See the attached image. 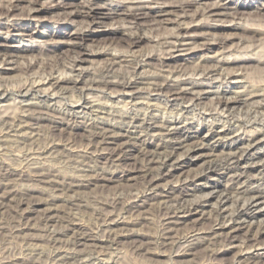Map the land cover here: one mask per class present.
<instances>
[{"label":"bare ground","instance_id":"1","mask_svg":"<svg viewBox=\"0 0 264 264\" xmlns=\"http://www.w3.org/2000/svg\"><path fill=\"white\" fill-rule=\"evenodd\" d=\"M201 1L0 0V35H6L0 37V99L13 95L24 98L17 103L13 100L11 109L0 108V132L21 131L29 125L36 126L34 128L45 125L53 132L62 125L70 131L80 129V139L67 138L66 153L59 158L66 159L70 169L86 173L82 175L84 177H88V172L101 173L94 180L66 177L70 188L92 185V181L110 182L119 176V172L123 178H141L151 190H159L150 196L156 201V208L167 227L172 229L170 226L175 224L174 221L180 224L181 221H192L198 215L210 220L212 226L207 231L192 227L186 237L189 244L182 248L181 254L191 255L200 247L198 251L215 260L238 248L236 243L241 241L238 239L241 232L244 238L241 242L248 248L255 247V243L258 245L264 235V222L261 221L264 187L258 185L264 182V83L259 86L246 84L240 72L250 61L264 67V56L259 51L254 52L255 49L250 50L264 41V25L261 24L264 20L249 18L247 24L237 22L243 11L226 7L228 0H203L191 12L192 5ZM260 6L254 7L258 13L264 12V4ZM49 7L61 10L58 20L64 25L53 35L51 43L41 51L10 45L13 32H20L19 36L23 37L29 30L1 20H34ZM109 19H119L127 26H108L100 31L109 36L107 45H86L85 42L97 34L100 25ZM77 20H81V24H76ZM166 22L173 23L175 30L159 36L158 32ZM147 32L151 34L147 35ZM232 39H237L239 46L250 44L249 49H241L242 54L239 48L232 49V53L230 49L226 51L229 52L226 58H204L189 70L181 65L175 70L169 69L172 61L178 62L180 56H184L182 53L189 56L214 47L226 49ZM143 42L150 43L154 49L131 55L127 50L112 52L118 51L115 47L136 46ZM28 56L34 61L20 62ZM98 61L100 63L93 70L86 66ZM146 67L155 71L145 72ZM9 72H18L20 76L11 79L7 77ZM171 73L176 77L167 75ZM189 76H198V80ZM87 91H96L99 98L85 96ZM208 96H212L210 107H201V100ZM116 97L127 99V104H133L135 109H114L101 101ZM159 108L162 113L157 112ZM193 111L195 116L188 117ZM201 118L210 120L211 124L201 139L192 140V135H199L201 130L190 122ZM237 121L245 122L248 129L254 124L261 128L241 131V127H226ZM144 131L146 135H143ZM36 135L18 140L28 144L36 139ZM219 147L228 149L221 157L214 154ZM133 151L139 156L135 166L110 170L118 169ZM102 160L109 163L106 164L108 168L99 166ZM200 160L203 161L196 172L176 181L173 179L175 184L169 183L166 189H161V181L174 178L177 172L183 174L179 171ZM49 164L41 162L27 168L26 173L29 172L32 181H42L47 174L57 172V167ZM224 176L228 177L229 185L220 188L219 180ZM195 193L202 195H195V198ZM190 195L195 199H187ZM121 201L116 197L111 204L116 207ZM206 206L211 207L210 212L204 211ZM127 225L113 232L130 239L133 247L149 248L148 244H151L144 242L146 236L130 231ZM77 231L76 244L90 241L91 235L82 228ZM200 233L206 238L197 236ZM170 237L171 232L165 239ZM220 238L227 242L224 248L209 249V244ZM51 241L55 244V237ZM236 255L233 264H264V253H243L240 249Z\"/></svg>","mask_w":264,"mask_h":264},{"label":"rangeland","instance_id":"2","mask_svg":"<svg viewBox=\"0 0 264 264\" xmlns=\"http://www.w3.org/2000/svg\"><path fill=\"white\" fill-rule=\"evenodd\" d=\"M196 1L198 2V0ZM204 1L202 0L199 4L194 3L191 7V12L196 10L198 5ZM211 1L215 2L218 0H206V2ZM226 2V7L231 9L239 8V11H243L239 16L241 17V20L236 19V21H240L241 24H247L248 22L246 20L249 18L264 20V12L261 11L258 13V11L254 9L256 6L260 8V4H264V0H228ZM45 5L52 4L46 3ZM60 13H62L61 10L49 7L48 11L40 14L34 20H18L11 22L3 19L1 22L16 23L20 26L22 25L23 27L28 28L29 30L26 33L27 36L23 37L19 36L20 32H13L10 36L12 42L10 45L26 46L41 51L48 45V43H51L53 35L63 28V22L58 20ZM56 20L59 22H55ZM80 22L81 20H77L76 24H81ZM261 24L264 25L263 22H261ZM124 25L127 26V24L123 23L119 19L105 20L104 24L100 25L97 29V34L92 37V39L87 40L85 44L92 47L107 45L110 43V38L100 31H104V29L108 28V26L124 27ZM162 27L163 28L158 32L159 36L166 35L175 30V25L171 22H166ZM228 33L234 32L228 31ZM146 34L150 35L151 33L147 32ZM2 35H0V37H6L5 34ZM153 35H156V33ZM229 44L226 45V49L214 47L210 51H204L196 55L188 56L185 55V53H182L184 56H180V60L178 62L172 61L169 69L175 70L178 65H181L180 67H183L184 69L188 68L189 70L195 66V64L197 65V62L199 63L204 58H216L223 56L226 58L229 55V52L226 51L231 49V52L232 49L238 48L240 49L239 51H242V54L244 52L241 49H247L250 46V44L239 46L237 39H232ZM254 46L256 47L257 44ZM254 46H252L250 50L255 49L256 51L254 50V52L259 51L258 53L264 56V41H262V44L257 46V48ZM127 47L128 46L115 47V50L118 51L112 52L115 53L120 50H127L128 54H137L139 52L149 51L147 49H154L152 45L147 42ZM224 51L226 52L225 54ZM247 55H250V53L247 52ZM25 60L34 61L31 56H28L24 60H20V62H25ZM99 63L100 61H98V63L90 62L87 63L86 66L89 70H93V68ZM246 66L247 69L245 68L240 70V72L243 73V80L246 84L254 86L263 84L264 67L255 61L246 63ZM144 71L154 72L155 70L152 67H146ZM167 75H170L172 78L176 77L173 73ZM19 76L20 73L18 72H9L7 74V77L11 79L18 78ZM189 77L195 81L198 80V76ZM99 95L100 94L96 91L85 92V96L89 98H99L96 97ZM211 99L212 96H208L207 98L204 97L201 100V107H210L212 101ZM13 100L17 103L18 101H23L24 98L22 96L13 95L10 98L0 99V108L3 109L8 107L11 109V106L14 103ZM101 101L104 102V104H107L108 107H114V109L124 111L127 109L129 111L130 108L135 109V106H132L133 104H127L128 100L121 97L102 99ZM158 104L160 106L162 105L160 102H158ZM160 109L162 108H159L157 112L160 111V113H162V110ZM195 113V111L190 112L188 117L195 116L193 115ZM201 119L190 122L193 127L199 128V131L201 130L199 135H197L198 138H195L196 135H192L194 136V139L192 140L201 139L211 124L210 120L208 122ZM26 123L27 125L30 124V122ZM244 123L245 122L240 121L231 122L230 124H226V127L231 129H239L241 127V131L261 128V125L254 124L248 129ZM77 124L82 125L80 122H77ZM43 126L34 128L36 126L33 127L31 125L30 127L29 125L24 127L21 131L16 130L0 132V264H233V260L237 256L236 254L240 251V249L243 253L246 251L254 254L264 253V235L260 237L259 242L257 243L258 245L255 243V247L248 248L243 242H241L242 239H244L241 232L238 234V239L241 241L236 243L238 248L232 249L233 251L231 250L226 252L222 256L215 258V260H211V258L206 257L204 252L198 251L201 249L200 247L196 249L197 251L194 250V253L191 255H182V248L189 244L186 237L189 235L192 227L195 226L194 228H198L200 231H207L212 226L210 220L206 218L202 219L201 217H198V215L193 217L192 221H181L180 224L174 221L176 225L172 224L170 226L172 229L167 227L162 220L163 218L160 210L156 208V201L152 200L153 198L150 196L153 193H158L159 190H156L157 192L151 190V188L141 178H123L120 175V172L118 173L119 176L110 182H103L101 180V182L92 181V185L90 183L86 186L70 188L69 181H66L69 180V178L82 177L85 179H95L99 178L101 172H88V177H84L82 175H85L86 173L70 169V166L68 165L69 162L66 159H62L61 157L59 158L61 154L66 153L67 138H74L76 140L80 139L79 135H82V131L80 129L70 131V129L65 127L66 125H62L53 132L47 126ZM34 134H37L35 137L36 139L34 138V141H28V144L27 141L22 143L18 140L20 137L23 139ZM146 134L147 133L144 131L143 135ZM49 142H52V144ZM226 150L228 151L226 147H219L214 154L221 157L223 153L227 152ZM132 155L126 157L118 169L112 168L110 170L118 171L122 169H130L135 166L139 156L134 151L132 152ZM53 157L57 158V160ZM202 161L203 160H200L192 166L180 170L179 172H182L183 174L177 172L174 175V178L171 177L161 181L159 183L161 189H166L168 187L166 185L169 183H174L177 179H181L184 176L186 177L187 175L194 173V171L196 172ZM41 162L45 164L50 163L49 165L52 164L57 167V172H55L57 174H53L52 172L49 175L47 174V177L42 181H32L31 178L28 177L29 172H27L28 174L26 173V171H28L27 168L37 166ZM31 163L33 165H31ZM91 164L95 165L93 163ZM106 164L109 163L106 160H102V164H99V166L106 167ZM108 167L109 166H107V168ZM189 171L190 173H188ZM89 173L92 178L89 177ZM227 184L229 185L228 177H221L219 180L220 188H224ZM258 185L264 187V182H260ZM11 193H13L12 196ZM195 195L198 197L202 195V193L193 194V196L197 198ZM193 196L190 195L187 199H195ZM116 197L120 198L122 201L119 205L114 207L111 202ZM32 201L35 204L33 203L34 205L31 207L28 206L31 205ZM170 204L171 206H174L173 202ZM204 209L205 212H210L211 207L206 206ZM212 217L213 216H211V218ZM111 219L117 220L115 221L116 223H114L113 220L110 222ZM262 220L264 222V216L261 217V221ZM125 222L128 223L127 226L130 231L133 230L132 232L136 234L146 236L144 242H149L151 244H148L149 248L141 249L140 247H133L130 239L120 237L115 234L116 232H113L117 231V228L120 229L124 227V224H127ZM78 228H82L87 234L91 235L89 236L90 241H87L84 244H76L78 239ZM167 228H169L170 231ZM170 232L171 237L166 240L165 238ZM203 235L204 234L200 233L197 236L204 237L205 235ZM54 237L56 239L55 244L51 241ZM226 244L227 242L221 238L215 241L213 240V242L209 244V249L220 250L224 248L223 246Z\"/></svg>","mask_w":264,"mask_h":264}]
</instances>
